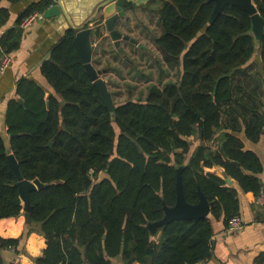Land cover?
<instances>
[{"label": "trees", "instance_id": "1", "mask_svg": "<svg viewBox=\"0 0 264 264\" xmlns=\"http://www.w3.org/2000/svg\"><path fill=\"white\" fill-rule=\"evenodd\" d=\"M156 2L160 36L154 43L162 62L180 70L177 82L151 85L144 100L113 102V118L71 29L41 65L55 94L21 80L16 93L25 105L8 104L9 146L0 132V220L26 212L12 154L25 180L48 185L30 193L27 225L30 231L36 226L47 245L34 264H114L119 258L124 264H203L213 256V219L228 228L240 215L238 193L225 179L256 197L264 190L262 163L244 140L264 136V36L255 40L249 14L234 6L210 24L214 2ZM254 3L264 19V0ZM52 6L54 0H42L22 13L0 38V62L19 49L23 19ZM8 17L0 11V25ZM257 52L262 72L254 74L249 63ZM215 167L224 178L206 172ZM179 178L188 204H199L203 193L210 218L174 220L154 231L165 208L177 203ZM19 243L0 238V250ZM254 264H264V253Z\"/></svg>", "mask_w": 264, "mask_h": 264}, {"label": "crops", "instance_id": "2", "mask_svg": "<svg viewBox=\"0 0 264 264\" xmlns=\"http://www.w3.org/2000/svg\"><path fill=\"white\" fill-rule=\"evenodd\" d=\"M41 1L21 0L12 2L10 0H0V11L5 10L9 13L6 23L0 25V38L10 29L17 27L22 13L31 5ZM103 1L63 0V4L75 27L82 28L85 26L92 29V63L97 70L104 71L102 76L106 84L111 83L108 80L115 77L116 73L119 76L121 73L123 75L133 73L136 75L140 67L139 65L134 66L135 62L139 63L145 58H149L151 61L149 64L150 69L156 70V68H159L162 73L169 70L170 68L162 62V55L157 51L154 43V40L160 36L159 25L157 28L151 25L152 21L158 24L157 0H153L146 5L136 6L133 11H127L125 18L118 21L116 28L123 36H129V38L138 42V45H134L127 41H121L124 55L119 53L105 28L102 29L101 37L95 36L94 29L98 23V20H95L98 17L95 16L101 15L104 23L106 21L103 11L98 12L99 5ZM55 4H57V0H54ZM151 29H155V32H151ZM69 30H71V26L64 15L48 18L43 15V19L24 31L19 49L10 54L11 65L4 73L0 74V132L8 146L7 108L11 100L19 99L16 93L19 82L21 80H31L46 92V96L55 94L53 88L41 73V65L50 57L52 48ZM155 33L157 36L153 35ZM155 53L159 55V61L153 63ZM249 65H253L251 72H255L254 74L262 72V61L259 52L255 54ZM175 71L177 77L172 82H177L180 76V70L175 69ZM133 80V82L136 81L135 77ZM126 81L124 80L122 83H126ZM143 83L140 81L131 85L138 86ZM168 83L170 82L167 78H162L160 84H157L155 78L149 80L147 84L164 88ZM107 87L109 89V85ZM109 92L111 93V91ZM130 93L132 95L134 91ZM241 137L244 138L245 136L241 135ZM244 140L247 149L256 153L262 163L263 171L259 178L264 184V136L256 143L247 138H244ZM195 146H197V143ZM206 172L224 178V171L221 168L207 169ZM232 188L238 193L240 203L239 219L243 227L238 231L231 232L222 220L216 221L213 219V256L212 259L203 264H254L256 257L264 253V206L257 203V197L253 193H245L234 180ZM0 238L5 240L20 239L17 248L0 250L4 264H34L35 259L42 256L47 246L45 237L39 233L36 226L32 228V231L29 230L25 213L17 218L0 220ZM114 264L124 263L122 258H119L114 261Z\"/></svg>", "mask_w": 264, "mask_h": 264}, {"label": "water", "instance_id": "3", "mask_svg": "<svg viewBox=\"0 0 264 264\" xmlns=\"http://www.w3.org/2000/svg\"><path fill=\"white\" fill-rule=\"evenodd\" d=\"M130 3L135 4L136 6L146 5L147 3L153 0H127ZM168 1V0H163ZM215 3L214 12L210 18V24H212L219 16L224 14V9L227 6H234L242 11L249 14L252 20V32L255 37V40L260 41L264 36V19L260 15L254 0H209ZM103 11V15L105 18L106 30L108 31L111 40L114 42L115 47L118 49L119 53L124 55L123 49L121 48V41H127L131 44L138 45V42L129 37L123 36L120 32L115 29V21L119 16H122L123 13H117V7L115 0H104L98 8V12ZM97 12V13H98ZM64 15L67 19L71 29L76 32L74 38V45L78 51V54L81 58V62L87 71L90 79L92 80L94 86L97 88L98 92L101 95V98L106 106V108L111 112V116L115 117L116 107L112 101L111 94L109 93L107 84L105 80L102 78L104 71L97 70L92 63V42L91 35L92 29L86 28L85 26L82 28H77L73 25L69 15L67 14L63 0H57V4L48 9L44 16L54 17ZM97 16V15H96ZM95 16V17H96ZM20 105L24 106V100L18 99ZM264 119V116H263ZM8 161L13 169L16 178H17V187L19 189V193L21 199L25 205V216L27 220L31 219V204H30V193L34 191H41L48 187V185L42 184L39 180L28 181L25 180L19 170V165L14 157V155L10 154L8 156ZM177 167V165H175ZM228 186L233 185V180L230 178L225 179ZM200 202L197 205H190L186 202L183 188L180 181L178 180L177 185V203L173 208H165V216L159 224L153 225L152 229L155 231L160 225L167 224L174 220H200L204 218L210 217V204L206 197L202 192H199Z\"/></svg>", "mask_w": 264, "mask_h": 264}, {"label": "rangeland", "instance_id": "4", "mask_svg": "<svg viewBox=\"0 0 264 264\" xmlns=\"http://www.w3.org/2000/svg\"><path fill=\"white\" fill-rule=\"evenodd\" d=\"M152 27L157 28L159 24H157L156 22L152 21L151 22ZM151 32H155V29H151ZM154 36L157 34H153ZM129 37V36H126ZM153 38V36H152ZM156 38V37H154ZM118 54V53H117ZM156 54V53H155ZM155 56V55H154ZM156 58V59H155ZM155 58L153 59V63L159 61V55L156 54ZM151 63V61L149 60V58H145L144 60H141V62H135L134 66H138L140 67V69H138V73L136 75L133 74H122L119 76L118 73L115 74V77H111V79H109V83L107 84L109 85V91H111V97H112V101L116 104H122L127 102L128 100H133V101H138V100H144L146 98V91L148 90V88L153 85V84H147L149 80H153L156 78L157 84H160L162 78H167L168 82H172L174 80H176L177 77V72L175 70H166L164 71V73H162V71L158 68H156V70L154 69H150L149 68V64ZM100 70V69H98ZM124 72V71H123ZM135 77V82H144L143 84H136L138 86H134L131 84H135V82H133V78ZM155 77V78H154ZM103 78V76H102ZM104 79V78H103ZM149 79V80H148ZM124 80H127L126 83H122ZM148 80V81H147ZM133 83H130V82ZM131 91H134V93H132L131 95Z\"/></svg>", "mask_w": 264, "mask_h": 264}, {"label": "built area", "instance_id": "5", "mask_svg": "<svg viewBox=\"0 0 264 264\" xmlns=\"http://www.w3.org/2000/svg\"><path fill=\"white\" fill-rule=\"evenodd\" d=\"M43 15L41 13H33L26 18L23 19V21L20 24V28L23 31H27L31 26L36 23L37 21L43 19ZM11 57L10 55H4L0 62V74L4 73L11 65ZM256 201L259 205L264 206V190L261 191L259 196L256 198ZM242 223L239 217H235L230 221L228 230L231 232L238 231L242 228Z\"/></svg>", "mask_w": 264, "mask_h": 264}, {"label": "flooded vegetation", "instance_id": "6", "mask_svg": "<svg viewBox=\"0 0 264 264\" xmlns=\"http://www.w3.org/2000/svg\"><path fill=\"white\" fill-rule=\"evenodd\" d=\"M115 2H116V7H117V13H118V14H119V13H123V15H122V16H119V17L117 18V20L115 21V29H116L118 32H120V31L116 28L118 21H119L120 19H123V18L126 17V15H127V11H133V9L136 8V5L133 4V3L128 2L127 0H115ZM147 4H148V3H147ZM101 11H102V10H101ZM96 17H98V18H95V20H98V23L96 24V27H95L94 30H96L97 28H100V29L105 28V30H106V25H105L104 21L102 20L101 15H97ZM120 33H121V32H120ZM121 34H122V33H121ZM122 35H123V34H122Z\"/></svg>", "mask_w": 264, "mask_h": 264}]
</instances>
